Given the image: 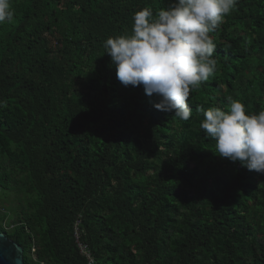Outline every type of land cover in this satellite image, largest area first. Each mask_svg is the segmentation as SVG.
I'll use <instances>...</instances> for the list:
<instances>
[{"label":"trees","instance_id":"1","mask_svg":"<svg viewBox=\"0 0 264 264\" xmlns=\"http://www.w3.org/2000/svg\"><path fill=\"white\" fill-rule=\"evenodd\" d=\"M173 0H11L0 24V231L24 264H264V174L215 153L198 107L264 110V0H237L183 121L105 53ZM7 201L15 202L8 207ZM34 249V250H32ZM34 255V257H33Z\"/></svg>","mask_w":264,"mask_h":264},{"label":"clouds","instance_id":"2","mask_svg":"<svg viewBox=\"0 0 264 264\" xmlns=\"http://www.w3.org/2000/svg\"><path fill=\"white\" fill-rule=\"evenodd\" d=\"M237 0H173L156 15L150 7L133 14L131 35L109 37L103 44L116 77L125 87L143 86L155 96L154 107L188 121L190 92L217 69L216 45L209 33L217 30ZM11 0H0V24L11 22ZM227 110L198 107L200 128L215 140V153L264 174V110L246 114L245 105L228 98Z\"/></svg>","mask_w":264,"mask_h":264},{"label":"water","instance_id":"3","mask_svg":"<svg viewBox=\"0 0 264 264\" xmlns=\"http://www.w3.org/2000/svg\"><path fill=\"white\" fill-rule=\"evenodd\" d=\"M0 264H24L23 248L0 231Z\"/></svg>","mask_w":264,"mask_h":264},{"label":"built area","instance_id":"4","mask_svg":"<svg viewBox=\"0 0 264 264\" xmlns=\"http://www.w3.org/2000/svg\"><path fill=\"white\" fill-rule=\"evenodd\" d=\"M77 222H75V224H74V233H73V235L75 237L76 245L78 247L80 254L86 258L87 264H93L94 261L90 255L89 250L87 249L86 245L79 240V231L77 228ZM32 250H34V249H32ZM33 257H34V255H33ZM40 264H44V262L41 261Z\"/></svg>","mask_w":264,"mask_h":264},{"label":"rangeland","instance_id":"5","mask_svg":"<svg viewBox=\"0 0 264 264\" xmlns=\"http://www.w3.org/2000/svg\"><path fill=\"white\" fill-rule=\"evenodd\" d=\"M6 205H7L8 207H14V206L16 205V203H15V202H12V201H7V202H6Z\"/></svg>","mask_w":264,"mask_h":264}]
</instances>
